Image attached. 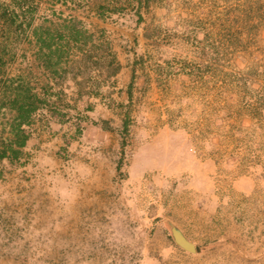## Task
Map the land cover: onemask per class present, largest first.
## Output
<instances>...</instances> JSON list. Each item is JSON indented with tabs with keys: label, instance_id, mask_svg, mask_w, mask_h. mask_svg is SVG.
Returning a JSON list of instances; mask_svg holds the SVG:
<instances>
[{
	"label": "rangeland",
	"instance_id": "374dc122",
	"mask_svg": "<svg viewBox=\"0 0 264 264\" xmlns=\"http://www.w3.org/2000/svg\"><path fill=\"white\" fill-rule=\"evenodd\" d=\"M0 4V264H264V0Z\"/></svg>",
	"mask_w": 264,
	"mask_h": 264
},
{
	"label": "trees",
	"instance_id": "16d2710c",
	"mask_svg": "<svg viewBox=\"0 0 264 264\" xmlns=\"http://www.w3.org/2000/svg\"><path fill=\"white\" fill-rule=\"evenodd\" d=\"M1 5V4H0ZM13 15L14 12L11 11ZM8 13V15H11ZM7 11H3L4 27L6 28V18L9 17ZM11 15V16H12ZM29 22L28 25H30ZM6 25V26H5ZM22 23H19L21 27ZM3 26V25H2ZM35 42L38 44V49L42 53L44 58V65L47 68L52 69L55 65L59 63L61 52L58 48H55L52 45V36L49 34L48 30H43L42 28H35L33 31ZM72 39H75L73 34H71ZM44 51V52H43ZM56 57L55 62H51L52 58ZM3 64L0 57V66ZM52 71H56L52 69ZM43 100L38 98L36 94H32L30 89H23L16 91L10 96L8 100V109L12 113L11 120L8 124V137L0 146V161L2 160H17L21 150L26 146L29 139V134L25 131V126H28L31 123V118L34 112L38 108V103H42ZM123 130L127 131V126L124 123Z\"/></svg>",
	"mask_w": 264,
	"mask_h": 264
},
{
	"label": "water",
	"instance_id": "95a60500",
	"mask_svg": "<svg viewBox=\"0 0 264 264\" xmlns=\"http://www.w3.org/2000/svg\"><path fill=\"white\" fill-rule=\"evenodd\" d=\"M171 236L175 244L183 250L190 253L196 252L195 246L190 243L175 226H171Z\"/></svg>",
	"mask_w": 264,
	"mask_h": 264
}]
</instances>
